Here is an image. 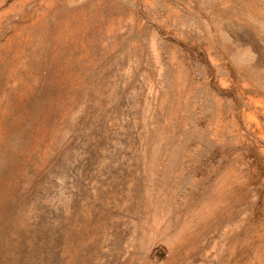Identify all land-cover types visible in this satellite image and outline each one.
I'll list each match as a JSON object with an SVG mask.
<instances>
[{
	"label": "rangeland",
	"instance_id": "obj_1",
	"mask_svg": "<svg viewBox=\"0 0 264 264\" xmlns=\"http://www.w3.org/2000/svg\"><path fill=\"white\" fill-rule=\"evenodd\" d=\"M0 264H264V0H0Z\"/></svg>",
	"mask_w": 264,
	"mask_h": 264
}]
</instances>
